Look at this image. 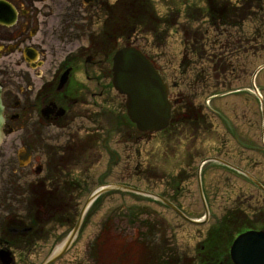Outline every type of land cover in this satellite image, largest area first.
<instances>
[{"label": "rangeland", "instance_id": "obj_1", "mask_svg": "<svg viewBox=\"0 0 264 264\" xmlns=\"http://www.w3.org/2000/svg\"><path fill=\"white\" fill-rule=\"evenodd\" d=\"M108 1L112 3L115 0ZM231 1L236 3V0ZM190 3L195 4L194 1ZM152 4L160 14H167L170 9L168 6L167 10L160 1L153 0ZM166 4L169 5V2ZM254 7L256 10H252L253 15L249 14L248 22L241 29L219 28L214 32L208 28V21L190 23L185 17L179 16L176 26L165 30L159 43L150 36H145L133 39L131 44L132 47L143 52L165 76L171 100L178 94L191 93L194 78L197 76L201 78L203 85L196 90L195 104L208 117V121L219 134L217 143L215 141L212 146L209 143L205 146L214 150L211 156L207 155L205 158L219 159L249 173L253 179L264 185V155H262L264 69L254 81L261 98L258 99L251 93L252 76L264 65V50H260L262 40L257 38L258 34V37L262 35L264 28V1H258ZM103 14L94 8L92 27L94 35L102 28ZM188 23L192 30L188 33V52H183L184 49L180 46L183 40L182 29L187 30ZM194 33H197L195 41L192 40ZM234 39L238 41L239 49L228 46L232 45ZM79 44L83 46L84 42ZM193 45L199 49L200 55L197 57L191 55ZM183 57L188 64L187 68H182L180 65ZM210 63L213 64L210 66ZM94 85L97 95L103 92L102 96L95 98V103L106 112L102 117L99 116L100 112L97 113L98 116L95 114L92 127L94 133L99 135L96 140L102 139L95 149L99 153V159L95 160L93 165L85 170L86 172L71 171V177L81 181V184H74L79 187L76 188V192L74 187L71 189L74 202L77 203V211L66 210L61 216L63 218L67 216L70 220L69 217L73 218L77 212L76 219L92 193L100 187H109V189L101 193L87 210L69 253L57 264H67L69 260L73 261V264H132L140 256L142 260L150 253L158 256L157 259L160 260L164 256L159 251L164 250L166 244L159 242H153L150 246L145 244L147 248L150 247L145 250L140 244V239H143L142 236L147 233L144 226L147 221H151L150 225H155L156 221L162 219L171 223L176 229L173 232L170 229H161L167 237L171 235L173 247L190 257L193 239L198 238L201 232L204 233L203 229L197 230L182 221H176L173 213L149 198L112 189L115 186H125L157 194L168 193L171 187H167L166 181L171 183L172 177L163 175L155 178L162 180L154 181L156 183L144 181L149 178L145 169L151 147L150 140H138L135 128L125 114V98L113 90L109 74L105 76L99 70L95 71ZM96 110L97 106L94 111ZM62 135L60 142L64 146L66 139L64 133ZM154 140L158 142V139ZM240 142L242 146L238 145ZM4 144L0 147V151L4 149ZM246 144L248 147H253V150L249 148L246 151ZM205 158L195 161L194 166L181 170L179 183L177 177L174 180L176 184L173 189L178 188L175 201L186 209L188 218L198 220L203 216L199 195L201 188L205 196V189L209 190L208 197L205 198L214 205L210 212L214 213L217 221L232 212L238 220L245 217L248 222L245 223L246 227H259L261 217H264V195L258 192L245 177L234 174L218 163H208L199 170L200 162ZM4 175L21 191L26 189L28 182L36 178L33 176L19 179V174ZM60 195L63 196L64 193L61 192ZM21 203L22 207L18 210V214L23 216L25 198L14 199L15 208L20 207ZM74 224L75 222L61 229L56 227V230L50 225L45 229V233L50 236L41 244L43 253L38 263L46 260L53 250L66 240ZM211 224L212 222L209 221V225ZM94 243L96 246L98 244L100 249L96 248ZM92 252L96 253L97 262L88 257ZM181 252L178 255H181ZM176 257L175 261L179 263Z\"/></svg>", "mask_w": 264, "mask_h": 264}, {"label": "flooded vegetation", "instance_id": "obj_2", "mask_svg": "<svg viewBox=\"0 0 264 264\" xmlns=\"http://www.w3.org/2000/svg\"><path fill=\"white\" fill-rule=\"evenodd\" d=\"M99 6L110 15L108 0H0V92L6 136L0 151V264L46 261L38 263L41 244L50 236L45 229L62 227V207L57 200L63 170L77 164L88 167L92 162L94 109H101L95 98L103 95L95 91L94 75L97 70L109 74V56L101 43L105 40L95 41L92 34L93 11ZM63 133L64 146L60 142ZM5 173L19 174V179L36 178L21 191ZM45 188L54 202L44 200ZM18 197L26 200L23 216L18 214L22 203L14 206ZM163 198L188 217L179 202ZM213 206L206 201L209 217L201 227H194L204 233L193 239L190 257L173 247L171 235L156 232L150 236L166 244L159 251L164 258L158 260L152 254L141 260L140 256L132 264H218L226 253L230 231L244 221L232 212L217 221L210 212ZM52 210L54 216H50ZM202 215L198 221L205 219L203 207ZM175 220L181 219L176 216ZM158 222L166 230H176L164 219Z\"/></svg>", "mask_w": 264, "mask_h": 264}, {"label": "trees", "instance_id": "obj_3", "mask_svg": "<svg viewBox=\"0 0 264 264\" xmlns=\"http://www.w3.org/2000/svg\"><path fill=\"white\" fill-rule=\"evenodd\" d=\"M164 4L168 10L167 14L155 12L150 0H127L126 10L120 17L122 23L120 29L112 28L110 44L113 46L118 41L127 45L134 37H151L155 42H160L163 32L173 29L179 16L185 17L190 23L208 21L209 28L214 32L219 28L241 29L248 22L249 14L252 13L254 5L260 0H237L236 5L231 0H158ZM194 1L195 4L190 3ZM169 2V5L166 4ZM256 2V3H255ZM253 15V14H251ZM187 30L182 29L183 40L180 46L183 52H188L187 44L189 41L188 33L192 30L188 23ZM259 36V35H258ZM261 38L260 49L264 50V28ZM197 33L192 35V40H196ZM263 37V38H262ZM256 40V38H255ZM157 43V44H158ZM232 48H239V43L234 39ZM226 45V49L228 47ZM191 55H200L199 49L192 46ZM213 63H210V66ZM182 68H187L186 60L182 59ZM214 70H212L213 72ZM193 91L189 94H178L174 98V110L172 120L167 130L157 135L158 145H152L147 155V167L145 169L148 181L160 178L163 175H173L181 170L190 168L194 161L201 157V144L205 139H213L210 126L204 125V118L201 110L195 104V94L202 85L203 81L199 76L193 80ZM138 138H148V135L137 134ZM64 201V200H61Z\"/></svg>", "mask_w": 264, "mask_h": 264}, {"label": "water", "instance_id": "obj_4", "mask_svg": "<svg viewBox=\"0 0 264 264\" xmlns=\"http://www.w3.org/2000/svg\"><path fill=\"white\" fill-rule=\"evenodd\" d=\"M112 86L119 95L125 97L127 118L138 132L154 134L168 127L173 103L169 101L165 79L139 51L123 48L115 53L112 59ZM3 125L0 99V145L4 139ZM117 189L141 194L130 188ZM97 195L98 193L91 199H95ZM170 208L186 222L195 224L183 218L171 206ZM84 210L85 207L63 247L46 264L56 260L69 247L79 229ZM231 257L234 264H264V232H248L238 237L231 247Z\"/></svg>", "mask_w": 264, "mask_h": 264}]
</instances>
